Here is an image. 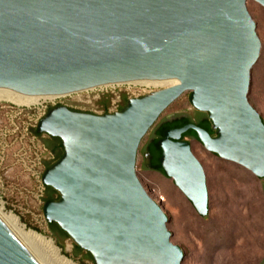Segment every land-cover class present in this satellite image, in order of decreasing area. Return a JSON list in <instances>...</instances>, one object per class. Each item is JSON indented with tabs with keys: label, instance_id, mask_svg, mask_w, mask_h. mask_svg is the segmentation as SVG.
Listing matches in <instances>:
<instances>
[{
	"label": "water",
	"instance_id": "water-1",
	"mask_svg": "<svg viewBox=\"0 0 264 264\" xmlns=\"http://www.w3.org/2000/svg\"><path fill=\"white\" fill-rule=\"evenodd\" d=\"M248 1L264 9V0H0L1 90L44 97L176 82L112 114L55 107L36 127L62 148L41 176L59 197L43 204V218L94 264H182L167 217L135 165L147 132L185 93L215 136L190 123L165 130L157 147L163 176L197 215H208V191L182 140L187 132L209 154L264 179V120L248 102L261 43ZM142 157L150 169L149 154ZM0 264H39L1 221Z\"/></svg>",
	"mask_w": 264,
	"mask_h": 264
},
{
	"label": "rangeland",
	"instance_id": "rangeland-1",
	"mask_svg": "<svg viewBox=\"0 0 264 264\" xmlns=\"http://www.w3.org/2000/svg\"><path fill=\"white\" fill-rule=\"evenodd\" d=\"M246 7L261 43L259 59L251 71L248 102L264 120V9L252 1ZM161 89L164 88L124 86L117 91L119 99L104 94L91 104L104 114L103 101L108 100L107 110H115L131 93L142 97ZM42 113L41 108L25 109L0 102V202L28 231L52 241L60 257L72 264H94L90 257L75 252L73 242L54 233L43 218L44 201L50 194L56 199L57 194L48 192L39 176L47 138L34 139L31 128ZM201 114L204 113L191 107L186 93L170 105L140 143L136 176L151 198L163 199L159 206L167 217L171 242L184 254L182 264H264V179L214 157L195 140L185 139L206 177L209 211L202 218L171 180L144 167L143 147L158 124L178 116H186L197 124Z\"/></svg>",
	"mask_w": 264,
	"mask_h": 264
},
{
	"label": "bare ground",
	"instance_id": "bare-ground-1",
	"mask_svg": "<svg viewBox=\"0 0 264 264\" xmlns=\"http://www.w3.org/2000/svg\"><path fill=\"white\" fill-rule=\"evenodd\" d=\"M174 81L154 82V81H139L126 84L105 85L96 88L122 86V85H140L153 88H165L175 85ZM96 88H91L84 91H92ZM81 91V92H84ZM79 93V92H77ZM75 94V93H73ZM70 95V94H68ZM66 96V95H63ZM62 96H44V97H28L16 94L8 90L0 89V102H7L17 106L29 107L34 106L39 100H51ZM0 221L13 234V236L22 244V246L36 259L39 264H54L56 259L61 264H72L64 257H60L59 250L53 245L52 241H46L40 235L28 231L20 222V219L13 213L4 209L0 202ZM56 263V262H55Z\"/></svg>",
	"mask_w": 264,
	"mask_h": 264
},
{
	"label": "built area",
	"instance_id": "built-area-1",
	"mask_svg": "<svg viewBox=\"0 0 264 264\" xmlns=\"http://www.w3.org/2000/svg\"><path fill=\"white\" fill-rule=\"evenodd\" d=\"M131 87L136 85H122V86H112V87H104V88H96L92 91H84L79 92L75 94H70L62 97H57L55 99L51 100H39L38 103L34 106L25 107V109H38L41 108L43 110V113L40 117H38L31 128L32 132L36 130V127L39 123V121L46 115V112L49 109L55 108V107H65L70 111L78 112V113H87L91 115H104V114H112L117 109L113 110H107L103 112H98L92 107L91 102L98 100L101 96L104 94H111L113 97L117 96V91L120 87ZM139 95H134L131 93V96L128 97V99H136L139 98ZM116 99H119L116 97ZM42 101L41 103H39ZM37 138V136L34 135V139ZM56 161L55 155L49 151L48 149H44V158L42 160V169L40 170L39 176H42V171L45 170V165H52ZM42 184V183H41ZM150 197V196H149ZM151 198V197H150ZM157 205H159V202H161L163 199L155 200L151 198Z\"/></svg>",
	"mask_w": 264,
	"mask_h": 264
},
{
	"label": "trees",
	"instance_id": "trees-1",
	"mask_svg": "<svg viewBox=\"0 0 264 264\" xmlns=\"http://www.w3.org/2000/svg\"><path fill=\"white\" fill-rule=\"evenodd\" d=\"M183 116H178V117H174L170 120H165L163 122H161L160 124H158L153 131V136L154 137V141L152 144L150 145H146L145 149L143 151H147V153H149V158H150V171L153 172H157L160 173L161 175H163L160 167H159V158H160V150L157 147V142L159 139L162 138V133L165 130L168 129H176V128H180L183 127L184 125L190 124V119L187 118H182ZM197 124H195L196 126L202 128L203 130H205L210 136H213L215 134V132L211 129V123L210 121L207 119V115L206 114H201V117L197 119ZM193 124V123H192ZM33 134L37 137H39L40 135H37L35 130L33 131ZM193 139L195 140V136L194 133L189 131L186 134H184L182 136V140L184 139ZM196 141V140H195ZM197 142V141H196ZM198 143V142H197ZM46 148L51 151L54 155L56 160H59V158L62 155V152L58 153L59 149L58 147H50L49 145L45 144ZM60 150L61 149V146ZM50 167V165H47V168ZM53 194H57L56 192H54L52 190ZM58 195L57 198L54 199L53 195L50 194L47 199L44 201L45 202H52V201H57L58 200ZM48 227L51 228L52 230H59L58 227L55 224H48ZM60 231V230H59ZM61 232V231H60ZM62 234L68 238L63 232Z\"/></svg>",
	"mask_w": 264,
	"mask_h": 264
},
{
	"label": "flooded vegetation",
	"instance_id": "flooded-vegetation-1",
	"mask_svg": "<svg viewBox=\"0 0 264 264\" xmlns=\"http://www.w3.org/2000/svg\"><path fill=\"white\" fill-rule=\"evenodd\" d=\"M125 102L126 101H121L120 102V105H118V107H117V110L119 111L122 107H123V105L125 104ZM107 105H108V100L107 101H103L102 102V104H101V107L103 108V110L104 111H106V109H107ZM49 110H51V109H49ZM48 110V111H49ZM47 111V112H48ZM46 112V113H47ZM40 136H45L46 138H47V144L50 146V147H58V149H59V151H58V153H60V152H62V150H60V147L59 146H61L60 145V141L58 140V139H55V138H51V137H49V136H47V135H40ZM213 136H215V134L213 135ZM153 141H154V137H151L150 139H148V141L146 142V144L144 145V147H143V150L145 149V147H146V145H150V144H152L153 143ZM200 145V144H199ZM62 149V148H61ZM143 154H147V151H143ZM149 154V153H148ZM212 155V154H211ZM214 156V155H213ZM214 157H216V156H214ZM217 158V157H216ZM148 160H149V165H150V158L148 157ZM57 161V160H56ZM55 161V162H56ZM54 162V163H55ZM53 163V164H54ZM52 164V165H53ZM51 166V165H50ZM149 170V169H148ZM46 188V190L48 191V192H52V189H50V188H47V187H45ZM54 231H56V232H54V233H58L59 234V236H64L63 234H62V232H60L59 230H54ZM74 250H75V252H79V253H81V254H83V255H85L86 257H90L89 256V254L88 253H85V252H83V251H81V250H79L76 246L74 247ZM91 258V257H90Z\"/></svg>",
	"mask_w": 264,
	"mask_h": 264
}]
</instances>
